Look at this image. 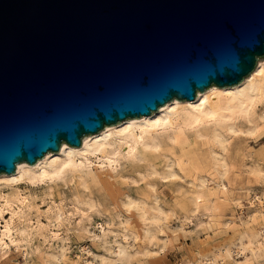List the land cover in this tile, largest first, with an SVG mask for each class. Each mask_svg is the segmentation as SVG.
<instances>
[{"label": "water", "instance_id": "water-1", "mask_svg": "<svg viewBox=\"0 0 264 264\" xmlns=\"http://www.w3.org/2000/svg\"><path fill=\"white\" fill-rule=\"evenodd\" d=\"M264 56V0H0V171Z\"/></svg>", "mask_w": 264, "mask_h": 264}, {"label": "bare ground", "instance_id": "bare-ground-1", "mask_svg": "<svg viewBox=\"0 0 264 264\" xmlns=\"http://www.w3.org/2000/svg\"><path fill=\"white\" fill-rule=\"evenodd\" d=\"M261 123H264L263 55L234 84H210L191 98L175 95L149 113L129 115L86 132L80 144L63 140L59 149L47 150L36 161H18L14 171H0V183L9 185L11 190L5 192L0 187V264H6L5 254L11 246L24 254L23 264H29L32 252L39 248L33 247L36 234L43 236L44 241L47 237L59 240L55 247L49 245L50 249L43 252L42 264H65L69 257L67 237L60 232L63 225L66 234L75 228L82 235L92 236L94 242L97 235L103 238L110 231L115 238L111 245L104 244L105 253L83 244L71 264H132L138 255L161 257L166 254L171 232L167 233V229L177 207L163 201L158 181L180 179L183 182L176 184L184 192L180 206L191 214L201 212L206 216L203 220L208 229L229 223L228 219L220 220L217 214L219 200L233 202L244 214L246 205L241 198L246 196L251 208L240 218L243 228L236 239L216 245L199 260L206 264L219 260L224 264H244V259H255L257 264H264V185L261 194H251V186H247L245 195L237 196L236 192L231 194L230 185L237 177L248 184L264 182V167L256 161L248 164L245 174H236L248 155L242 150V138L258 136L262 132ZM231 138L241 140L232 143ZM127 167L130 172H125ZM127 176L144 181L135 194L120 187ZM214 176L219 179L217 189L209 185ZM68 177L78 178V185L91 192L93 188L103 190L113 203H122L124 218L116 224L110 214L97 209L95 202L83 198V194L73 195L71 207L65 206L61 199L58 202L51 198L42 209L35 204L33 195L25 194L16 184L21 180L51 182ZM94 210L100 217L95 222ZM76 211L80 212L79 219L71 228L70 218ZM185 218L178 226L183 233L188 231L189 222ZM253 221L259 223L255 228L250 224Z\"/></svg>", "mask_w": 264, "mask_h": 264}, {"label": "rangeland", "instance_id": "rangeland-1", "mask_svg": "<svg viewBox=\"0 0 264 264\" xmlns=\"http://www.w3.org/2000/svg\"><path fill=\"white\" fill-rule=\"evenodd\" d=\"M260 107H262V104L260 105ZM261 126H263L262 132L258 136L255 137V136L246 135L244 138H242V142H241L242 150L244 151V153L248 155L245 154L246 156H244V159H245L244 165L241 166V169H240L241 171L239 169L236 171L237 175L245 174L246 167L247 166L249 167V165H253L255 161L260 163L264 167V123H261ZM232 138H235V137H232ZM240 140L241 139H238V138H236L235 141L234 139H232V143L233 141L234 143H236ZM130 171H131L130 167H127L125 170V172H130ZM214 177H215L214 180L209 181L210 183L209 185L214 187V189H217L218 185L216 181L219 179L217 178V176H214ZM237 178L234 180L232 179L231 181L235 185L234 184L232 185V183H230L232 195H234L235 192L236 194L234 196H237L239 193H241V195H245L247 186H251L250 188L251 194L255 192L259 194L263 193V185H264L263 181L249 183L250 184L249 185L245 179L243 180L242 178L241 180L240 177H237ZM126 179H127L126 180L127 182L124 179L121 180L124 182L122 183L120 182V185L122 184V186L120 187L122 188L124 192L130 191V193L135 194L137 191V187L139 185L144 184V181H135L134 178L131 179V177H128V176ZM56 180H52L51 182L49 180H39V181H36L37 183L30 182V181L27 182L26 180H21V181H18V183L16 184H17V188L21 190L22 192H24L25 194L27 195L29 194L31 196L33 195L32 197H34L35 204L37 203L36 205L41 206L42 209H45L47 207L46 205L48 204V201L52 199L58 202L62 200L65 206L71 207L72 204L70 203L73 200L74 196L78 194H79L78 196H80L81 194H83L85 196V197L83 196V198L87 199L88 197L89 201L91 199L93 202H95V205H97L96 206L97 209L104 211L106 214H110L114 218L115 223L118 222L120 219H123L124 216L126 215V211H124L125 209L123 210V206H121L122 203H113L106 196L103 190H100L98 188H93L92 189L93 192H91L90 190L84 189L83 187L78 185L79 184L78 178L72 179V177H68L67 179L58 178ZM180 180L174 181V182H171L170 180H164L162 182L158 181L159 187L162 188L161 198L163 199V201L166 202L167 204L177 207L176 214H174L170 218L171 222L167 229V233H169L170 231L171 232L168 234L170 235L168 239L169 241H167L168 243L165 246L166 254L162 255L161 257H156V258L147 257V256L145 257L143 255L142 257L141 255H138L141 257V259L140 257L136 256L137 258H134V261L132 264H140V263L141 264L143 263L144 264H206L199 260L201 259V256L210 254L212 252L211 250H213L216 245L233 241L234 239H236L239 231L243 228L242 227L243 223L240 218L244 217V214L245 213L247 214L251 210L250 204L248 203V199L246 198V196H243L241 198V200L246 205L244 214L241 213L240 208L236 206L233 202L228 203V202H224V201L222 202L221 200H219L218 202L219 208H218L217 214H219V217H221L220 220L224 221L228 219L229 223L225 225L224 224L219 225V227L217 226L215 229H208L205 227L206 225L203 220L206 216H204L201 212H197V214L196 213L191 214L190 211L185 210L183 207L180 206L182 202V197L184 196L183 190H180L179 186L176 187V184L178 185ZM181 182H183V180H181ZM0 187H2L5 190V192L11 191L9 188V185L0 183ZM177 189L180 190L181 193ZM83 191L84 193H82ZM217 192L220 195L222 194L220 193L221 190H217ZM99 201L101 202V204L98 203ZM116 205L120 207H117ZM34 213H36L35 209L33 210L32 222L33 221L35 222ZM92 214H93V217H92L93 222H95L97 219L100 218L98 217L99 216L98 211L94 210ZM74 215H72L73 218H70L71 224H69V222L66 221V224L67 225L69 224L71 228L78 221L80 212L76 211ZM186 216H189V217H186ZM44 218L45 217H43V219ZM184 218L187 219L189 222L188 224H186L188 225L187 227L188 231L185 233H183V231L181 230H178V226L180 225L179 223H181V220ZM200 220H203V221H200ZM250 224L253 228H255L258 226L259 223L258 221H253V222H250ZM90 228H92V226H90ZM66 229H67L66 225H63L60 227V232H62V234H64V236L67 237V239H65L66 240L65 243L68 246L67 253H68L69 258L67 259V262H65V264L73 263L72 260H75L77 258V254L79 251L82 250L81 246L83 244L90 245L98 253H105L106 248L104 244L111 245L113 240L115 239L112 231H110V233L107 234L108 236L107 235L106 237L104 236L105 238L104 237L102 238V236L97 235L96 236L97 240L94 242L92 240V236H89L86 234L82 235L77 230H75V228H72L70 231H67V234H66ZM189 230H192V231H189ZM33 237H34L33 247L35 248L39 247V248H37L36 251L32 252V256L29 258L30 260L29 264H42L41 259H43L42 257L43 252L47 250V248L50 249L49 245H51L52 247H55L59 240L55 238L50 239L47 237V239L44 241L43 236H40L38 234H36L35 236L33 235ZM103 241L105 243H103ZM5 255H6V264H23L25 262V256H23L24 254L22 252H19L17 249L13 248L12 246L6 252ZM244 261H245L244 264H257L255 259H251V260L244 259ZM212 264H224V263L222 260H219L217 262L215 261Z\"/></svg>", "mask_w": 264, "mask_h": 264}]
</instances>
